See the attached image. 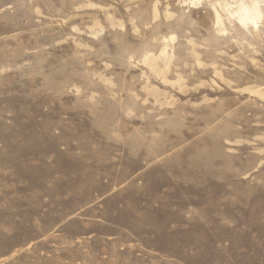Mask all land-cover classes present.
I'll return each instance as SVG.
<instances>
[{
  "label": "rangeland",
  "instance_id": "374dc122",
  "mask_svg": "<svg viewBox=\"0 0 264 264\" xmlns=\"http://www.w3.org/2000/svg\"><path fill=\"white\" fill-rule=\"evenodd\" d=\"M0 264H264V0H0Z\"/></svg>",
  "mask_w": 264,
  "mask_h": 264
}]
</instances>
